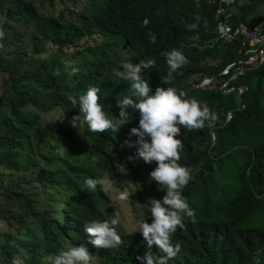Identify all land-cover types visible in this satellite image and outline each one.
I'll use <instances>...</instances> for the list:
<instances>
[{"label":"trees","instance_id":"trees-1","mask_svg":"<svg viewBox=\"0 0 264 264\" xmlns=\"http://www.w3.org/2000/svg\"><path fill=\"white\" fill-rule=\"evenodd\" d=\"M102 1L104 5L92 11L75 10L76 20L71 21L64 10L58 16L42 15L35 0H0V167L10 171L0 186V214H5L0 221L11 229L0 242V264H12L13 259L19 264H45V256L58 253L69 242L86 245L99 259L96 264H141L137 257L149 251L162 255L155 245L149 249L142 235L126 233L121 223L117 230L123 243L116 249L90 243L84 225L114 216L97 200L96 191L84 188V179L94 175L82 171L78 158L100 155L91 146L95 135H82L89 132L80 126L87 127L82 117L77 126L66 123L80 115L69 97L95 86L107 114L115 119L119 118L117 96L130 95L128 82L118 75L122 61L136 64L154 58L148 78L153 91L156 81L159 87L188 91L187 83L195 75L219 77L241 57V41L208 45L217 37L218 26L216 7L208 0ZM238 4L235 24L250 28L258 19L264 28V0H238ZM145 18L147 26L142 23ZM189 23L198 27L189 30ZM30 25L53 46L49 56L47 49L39 60L25 53L22 27ZM98 29L126 36L131 52L119 56L114 44L111 50L117 49L116 56H105L97 53L98 46H80L92 40ZM149 32L156 36L155 43ZM72 48H76L73 53ZM172 48L180 49L188 62L181 75L173 73V79L163 83L168 65L162 53ZM237 85L249 87L243 98L247 110L228 126V112L240 105L237 97H224L219 91L193 93L217 113L213 128L189 133L188 138L205 164L212 195L208 210L218 217L205 228L173 234L172 242H179L181 251L169 264H264V67ZM127 112L130 119L120 127L122 135L135 121L133 109ZM211 130L218 135L216 149H212ZM151 219L150 214L149 223ZM17 228L22 232L17 233Z\"/></svg>","mask_w":264,"mask_h":264},{"label":"clouds","instance_id":"clouds-1","mask_svg":"<svg viewBox=\"0 0 264 264\" xmlns=\"http://www.w3.org/2000/svg\"><path fill=\"white\" fill-rule=\"evenodd\" d=\"M208 3L216 7V38L208 43L215 46L218 42L235 43L242 42L241 57L229 63L222 73L217 76L205 74L195 75L188 83V91H180L175 87H159V82L154 83L149 78V68L156 63L154 58L139 60L133 64L131 61H122L121 70L118 75L129 84L130 95L117 96L116 104L119 106V118H110L107 114L101 97L100 89L89 86L79 96L69 97L73 105L79 106V116L73 120H67L69 125L77 126V121L82 119L87 127L81 128L89 132L84 134L95 135L91 139L92 148H96L99 155H80V165L83 170L93 173V177L84 179V188L95 192L97 200L106 208L113 210L111 219H93L84 225V231L90 237V243L98 248L116 249L122 243V237L117 230L119 223L123 227L121 219L114 208V198L117 204L129 201L131 204L141 206L146 213V219L139 224L138 231H130L128 234H140L144 237L149 249L157 246L162 255L153 254L151 251L143 257H137L141 264H169V261L176 257L181 251L179 242H172V235L192 230L198 227L205 228L210 223H215V212L208 210L211 193L206 181L205 164L201 162L197 145L188 138L189 133H204L206 127L213 128L217 113L210 109L207 103L199 101L193 93L219 91L224 97H237L240 101L238 108L230 110L226 117V125L231 124L239 112L247 110L243 98L249 92V87L237 85L250 73L260 70L263 66H246L248 61L247 52L252 49L250 41L245 37H238L236 40L222 38L220 27L225 21L220 17V4L216 0H208ZM37 9L44 14L38 5ZM238 0L228 8L230 23L234 30L245 25L252 30L256 24L263 32L264 28L260 20L252 22L250 28L245 23L235 24ZM86 10H79L76 12ZM60 14V13H59ZM58 14V15H59ZM75 14V13H74ZM57 15V16H58ZM197 21L200 17H196ZM143 25L149 24V19L143 20ZM189 30L198 27L197 23L186 25ZM100 30V29H98ZM97 30V31H98ZM24 37V51L28 57L39 60L45 57L42 51L47 49L48 56L53 51V46L48 44L43 36L38 34L33 25L22 27ZM108 39L112 40L111 45L104 50L107 56H116L114 51L119 49V56L125 57L131 52V46L126 36H113L110 32L104 31ZM150 40L155 43L156 36L149 32ZM197 38L195 39L196 42ZM106 44V43H105ZM117 47L111 50L112 45ZM104 47V49H105ZM162 55L166 58L168 73L163 83L173 79V73L179 71L182 66L185 70L187 58L178 48L165 51ZM73 58V57H71ZM208 63L216 66L217 62L209 60ZM234 63L245 65V75L232 81V76H226L225 71ZM71 67V62H69ZM202 68L206 69L202 64ZM75 73L77 69L71 68ZM131 86V87H130ZM229 89H236L228 93ZM241 91H243L241 93ZM115 107V106H113ZM128 109H133L135 121L131 124L129 133L122 135L120 127L126 124L129 119ZM61 117V111L57 112ZM212 149L218 146V135L211 130ZM99 138H110L108 141H101ZM63 155V150H61ZM129 175L133 179V188L126 186L124 178ZM108 184L113 187V194L108 190ZM151 214V222L149 216ZM77 245V246H76ZM66 244L63 250L58 253L49 254L44 257L45 264H96L99 259L90 253L84 244ZM12 264H19L13 259Z\"/></svg>","mask_w":264,"mask_h":264},{"label":"rangeland","instance_id":"rangeland-1","mask_svg":"<svg viewBox=\"0 0 264 264\" xmlns=\"http://www.w3.org/2000/svg\"><path fill=\"white\" fill-rule=\"evenodd\" d=\"M35 3L38 5L40 10L47 15L57 16L62 12V10H64L66 19L71 21H73V19L76 20V14L73 13L75 10L92 11L96 6L101 7L102 5H104L102 0H54V4H51L52 0H35ZM111 43L112 40L108 39L107 34L102 32L101 30H98L97 35L93 37L92 40H84L82 43H80V46H98L97 53L107 56L104 52V45H111ZM75 50L76 48H72V53ZM88 58H90V56H88ZM9 174L10 171L0 167V186L3 185V183L9 178ZM124 181L127 182L126 186L130 185V187H134V182L131 176L127 175L124 178ZM108 190L111 194H113V187L109 184ZM13 208L22 211V207L19 205H14ZM114 208L124 226L130 231H138L140 222L146 219L147 210L145 211L141 208V206L133 205L129 201H123L120 204H117V199L114 198ZM2 216H5V214H0L1 218ZM31 226L33 227V223ZM15 231L17 233L22 232V228H17ZM10 232V227H8L5 221L1 220L0 242H4L5 236Z\"/></svg>","mask_w":264,"mask_h":264},{"label":"built area","instance_id":"built-area-1","mask_svg":"<svg viewBox=\"0 0 264 264\" xmlns=\"http://www.w3.org/2000/svg\"><path fill=\"white\" fill-rule=\"evenodd\" d=\"M220 4L219 15L220 17H224L225 21H223L220 27V34L222 38H226L228 40H236L238 37H245L251 43V48L247 52L248 61L246 66H263L264 65V32L254 24L252 30H248L245 25H242L239 29L234 30L230 23V18L232 17L229 14L228 8L235 4V0H216ZM247 71V70H246ZM245 65L240 63L232 64L226 71V76H232V81L237 80L239 77L245 75ZM236 89H229L228 93L235 92ZM243 91H241L242 93Z\"/></svg>","mask_w":264,"mask_h":264}]
</instances>
